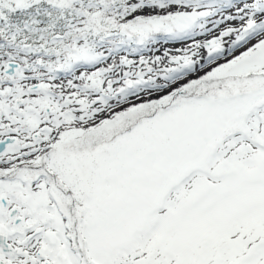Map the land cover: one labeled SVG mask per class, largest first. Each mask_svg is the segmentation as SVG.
<instances>
[{
  "label": "snow or ice",
  "instance_id": "obj_1",
  "mask_svg": "<svg viewBox=\"0 0 264 264\" xmlns=\"http://www.w3.org/2000/svg\"><path fill=\"white\" fill-rule=\"evenodd\" d=\"M0 264H264V0H0Z\"/></svg>",
  "mask_w": 264,
  "mask_h": 264
}]
</instances>
